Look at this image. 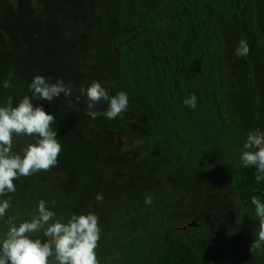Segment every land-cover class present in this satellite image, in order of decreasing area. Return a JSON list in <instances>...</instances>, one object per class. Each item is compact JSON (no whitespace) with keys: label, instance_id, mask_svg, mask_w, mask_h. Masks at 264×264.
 I'll return each mask as SVG.
<instances>
[{"label":"rangeland","instance_id":"rangeland-1","mask_svg":"<svg viewBox=\"0 0 264 264\" xmlns=\"http://www.w3.org/2000/svg\"><path fill=\"white\" fill-rule=\"evenodd\" d=\"M82 1L37 0L46 9L54 7L53 19L31 13L26 0H0V106L8 97L13 106L25 95L31 97L29 84L36 75L49 83L62 79L73 89L70 97L33 101L56 118L61 152L56 166L19 176L14 180L16 191L0 196V201L11 198V207L0 220V241L6 237L8 217H16L17 226L30 221L43 200L55 218L64 222L73 213L98 216L101 232L95 251L99 264H116L124 242L145 235L158 224L172 225L181 232L209 264H264V244L260 249L252 247L258 239L260 218L242 210L231 174L236 131L243 129L246 135L256 129L264 132L262 48L247 20L221 17L218 21L224 44V99L231 118L228 144L208 156L207 175L193 168L174 175L165 168L170 145L147 144V131L138 115H126L128 134L124 135L104 115L92 119L86 114L87 97L80 89L96 81L107 91L108 81L117 72L118 47L142 30H118L106 0ZM140 1L160 14L157 0ZM260 20L264 22V14ZM257 27L264 41V25L260 22ZM240 40L250 47L244 56L251 65L250 83L244 58L236 55ZM4 81L13 86L3 87ZM107 109V101L96 105L101 113ZM30 143H36V137L14 135L12 152L23 156ZM97 194L103 196L101 202L96 201ZM148 196L151 204H145ZM35 237L42 242L46 239L43 232ZM49 264L58 261L53 256Z\"/></svg>","mask_w":264,"mask_h":264},{"label":"trees","instance_id":"trees-1","mask_svg":"<svg viewBox=\"0 0 264 264\" xmlns=\"http://www.w3.org/2000/svg\"><path fill=\"white\" fill-rule=\"evenodd\" d=\"M106 1L118 30H142L117 49V72L108 81L107 91L110 97L126 92L129 106L109 120L119 133L127 135L126 115H138L147 131V144L170 145L165 166L168 172L177 175L180 170L193 168L207 175L208 156L226 147L231 129L224 99V44L218 21L221 17L245 18L261 45L264 63V41L257 27L260 22L264 25L260 20L264 0H175L170 17L166 14L173 0H157L160 14L140 0ZM26 5L33 14L56 19L54 7L46 9L37 0H26ZM243 58L250 83L251 65ZM253 94L256 100L255 90ZM191 95L197 97L195 109L184 103ZM233 120L237 122L235 117ZM246 140L245 131L238 129L233 143L232 187L242 210L259 218L251 198L255 196L264 203V180L257 183L255 166L245 167L242 163ZM116 264L209 263L172 225L158 224L145 235L124 242Z\"/></svg>","mask_w":264,"mask_h":264},{"label":"clouds","instance_id":"clouds-1","mask_svg":"<svg viewBox=\"0 0 264 264\" xmlns=\"http://www.w3.org/2000/svg\"><path fill=\"white\" fill-rule=\"evenodd\" d=\"M250 47L246 40H241L236 55L246 56ZM9 81L3 82V87L11 88ZM31 97L25 95L13 106L12 98L8 97L0 106V196L16 191L14 180L19 176H30L38 171H48L56 166L61 152L55 125L56 118L47 113L42 106L34 105V100L52 102L54 98L72 96V87L66 85L62 79L49 83L43 76L36 75L29 84ZM82 95H86L85 112L96 119L104 115L108 119H115L125 112L129 106L128 94L120 91L109 97L106 89L99 82L93 81L86 89L81 88ZM79 98L77 97V100ZM107 101V111L101 113L96 105ZM69 105L71 100L67 101ZM184 103L195 109L197 97L191 95ZM34 136L36 143H30L23 149V156L12 152L13 136ZM246 149L241 160L245 167L255 166L257 183L264 180V132L260 129L251 131L244 143ZM9 199L0 201V220L6 216L11 207ZM96 201L101 202L103 196L97 194ZM152 198H145V204H151ZM255 205L256 215L260 218L258 239L252 247L260 249L264 244V203L257 197L251 198ZM46 201H39L37 214L31 220L20 222L17 226L16 217H8L6 237L0 241V264H49V258L55 257L58 264H99L96 255L97 242L101 229L98 226V216L92 212L87 214H70L67 222L55 218ZM55 218V219H54ZM43 232L46 239L35 237Z\"/></svg>","mask_w":264,"mask_h":264}]
</instances>
